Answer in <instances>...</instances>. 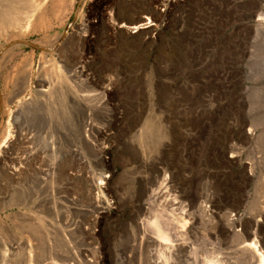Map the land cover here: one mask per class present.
Listing matches in <instances>:
<instances>
[{"label": "rangeland", "instance_id": "obj_1", "mask_svg": "<svg viewBox=\"0 0 264 264\" xmlns=\"http://www.w3.org/2000/svg\"><path fill=\"white\" fill-rule=\"evenodd\" d=\"M36 1L30 24L21 27L22 21L18 22L21 11L31 9L26 2L9 3L14 18L10 29L7 20L2 22L0 141L5 130L15 128L14 117L22 112L28 120L23 119L25 126L37 130L29 141L33 147L29 160H60L57 176L63 180L68 179V167L75 166L81 154L92 160L95 168L112 171L109 190L120 205L98 224L100 243L94 245L100 252L96 253L98 264H130L128 256L135 252H139L135 264H149L154 258L165 263L157 253H150L152 245L135 240L140 234L135 220L142 209L137 205L161 211L159 221L171 241L168 264H207L218 251L233 257L237 264H253L247 257L237 258L236 253L250 233L251 219L255 234L249 238L261 241L264 250V218L258 216L264 201V149L257 146L258 136L264 134V26L259 30L257 26L264 0ZM138 15L152 16L157 31H149L142 46L138 42L121 44L125 27L117 29L120 20L134 23ZM5 53L8 56L2 59ZM81 64L88 67L90 76L77 80L71 76L72 70ZM44 73L46 81L40 82ZM107 76L113 83L101 98ZM20 86L21 93L15 95ZM146 122L153 127H145ZM88 123L91 133L84 131ZM251 126L256 130L247 134ZM148 173L149 178L144 179ZM165 175L178 187L170 194L192 212L193 228L189 224L182 227V222L160 205L152 190L155 185L150 187L152 180L161 181ZM128 176L135 180L130 196L118 197L114 185ZM182 180L185 186L180 189ZM214 184H219L218 194L210 189ZM84 188L82 200L89 210L85 224L89 225L93 202L89 187ZM206 189L212 196L216 193L211 216L200 208L204 197L199 193ZM217 209L225 216L219 227ZM3 211L0 203V242ZM143 223L145 226V219ZM29 224L15 218L7 233L9 240L17 237L24 241L23 234L32 232L26 227ZM81 231L84 236L86 231ZM39 245L33 246L28 260L19 250L17 258L8 263L37 264L33 256ZM66 247L55 245L57 249Z\"/></svg>", "mask_w": 264, "mask_h": 264}, {"label": "built area", "instance_id": "obj_2", "mask_svg": "<svg viewBox=\"0 0 264 264\" xmlns=\"http://www.w3.org/2000/svg\"><path fill=\"white\" fill-rule=\"evenodd\" d=\"M33 1L31 0L32 3ZM127 1L130 3L136 2V0ZM14 2L24 4L25 2L28 3V0H0L1 24L6 20L9 3ZM27 13H31L30 8L21 11L19 22L21 20L22 25H24ZM2 32L3 30L0 28V33ZM47 91L48 88L43 92ZM91 128V123H88L84 131L90 132ZM45 129L48 131V127ZM36 131L32 127L25 125L19 127L18 124H15V128H11L12 137L10 138L14 146L9 149L8 143H5L0 154V203L4 209L1 212L4 228L1 250H4L7 256L20 250L21 246L18 247L15 240L9 241L7 235L15 218H17L18 222L42 224L44 226L42 234L45 238V245H47V247L45 246L46 256L54 260L63 257L68 258V225H80L81 230L87 228L94 235L95 243L99 244V222L112 211H118L120 203L109 190L112 171L103 169V167L95 168L92 165V160L81 154L75 160V166L68 167L66 171L68 179H59L57 169L60 160H39L40 162L25 160V154L28 153L31 156L33 151L29 141ZM21 140H25L23 147H19ZM88 142H91V140H88ZM91 144L94 145L93 142ZM17 157H20L21 160H18ZM86 185L89 187L93 202L89 225L85 224V218H88L86 214L89 212L88 204H84L82 200V194L85 191L83 189H86L84 188ZM162 187L163 183L161 189ZM137 206L146 209L145 206ZM23 237L25 245L29 244L30 248L35 250L33 248V246H37L35 235L27 233L23 234ZM62 238L66 239L64 245L67 244V247L64 249L55 248L56 244H60ZM135 240H139L141 244L146 246H151L150 240L142 233L135 236ZM60 249L61 253H59ZM96 251L100 253L98 247H96ZM135 255V253H132L128 256L130 264H135Z\"/></svg>", "mask_w": 264, "mask_h": 264}, {"label": "bare ground", "instance_id": "obj_3", "mask_svg": "<svg viewBox=\"0 0 264 264\" xmlns=\"http://www.w3.org/2000/svg\"><path fill=\"white\" fill-rule=\"evenodd\" d=\"M163 1V0H162ZM165 1V0H164ZM139 2H142V0H136L135 3H139ZM28 3L30 4L31 6V13L26 15V20L24 22V25H22L21 27H24L28 24H30L29 20H30V17L35 13V10L37 9V6H38V2L36 0L33 1V3L31 2V0H28ZM171 3V2H169ZM25 4V3H24ZM168 4V3H167ZM247 5V4H246ZM21 6V5H20ZM170 6V5H169ZM250 7H254V3L251 2V5L249 4ZM248 8V7H247ZM245 9V8H244ZM249 10V9H248ZM247 10V11H248ZM253 11V10H252ZM251 11V12H252ZM38 12V11H37ZM159 13V12H158ZM255 13V12H254ZM14 16V15H13ZM139 16V15H138ZM155 16V14L153 15ZM258 18H257V21H259L258 23V30L259 29H263V26H264V12H258L257 14ZM150 17L152 16H139L137 17L138 20L134 23H132L131 25H126V24H123V23H119L118 24V27L117 29L120 30V28H124L125 27V35L123 38H121V40H119V42L126 46L128 45H134V43H137L142 46L144 45L147 41H148V38H147V34L149 31H157V27H156V24L155 22L153 21V19H151ZM156 17V16H155ZM225 17V16H224ZM157 18V17H156ZM12 19H14L12 17V15L10 14V11H8L7 15H6V20H7V27L8 29H10V21H12ZM231 19V17H230ZM29 21V22H28ZM32 21V20H31ZM19 22V21H18ZM154 22V23H153ZM118 23V22H117ZM20 24V23H19ZM18 24V25H19ZM148 24H151V25H148ZM263 24V25H262ZM117 25V24H116ZM13 26V25H12ZM81 26V25H80ZM87 26V25H86ZM152 26H155L152 28ZM0 28H2L3 30V27H2V24L0 23ZM14 28V27H13ZM12 29V28H11ZM79 29L81 30H84L86 31V28H83V27H79ZM84 31V33H85ZM116 31V30H115ZM255 31V30H254ZM82 32V31H81ZM119 32V31H118ZM79 35H81V33H77ZM122 34V33H121ZM83 37V36H82ZM240 40V39H239ZM18 44V43H16ZM241 44V43H240ZM10 46V45H9ZM122 46V45H121ZM240 46V45H239ZM235 50V48H234ZM237 51V50H236ZM241 51V50H240ZM232 52L234 53V51L232 50ZM231 52V53H232ZM2 53V52H1ZM8 53V52H7ZM236 53V52H235ZM234 53V54H235ZM240 53V52H239ZM233 54V55H234ZM237 54V53H236ZM238 55V54H237ZM8 56V54H3L2 55V59H6V57ZM84 56V55H83ZM235 56V55H234ZM81 57V56H80ZM237 57V56H236ZM235 57V58H236ZM43 58V57H42ZM47 58V57H45ZM89 58V57H88ZM234 57H232L230 60H232ZM8 59V58H7ZM49 59V58H48ZM6 61V60H5ZM4 61V62H5ZM41 61V60H40ZM46 61V60H45ZM63 61V60H62ZM82 62L85 61V60H81ZM90 61V60H89ZM88 62V61H87ZM47 63V62H46ZM45 63V64H46ZM81 63V62H80ZM1 65V64H0ZM45 68L46 65H43ZM27 68V67H26ZM42 68V67H41ZM88 68V67H87ZM87 68L84 64H81L80 66L74 68L72 71V75L75 79H80L82 77H84V79H87L88 77V71H87ZM46 70V69H45ZM44 70V71H45ZM67 71L70 70V68L66 69ZM71 72V71H70ZM47 76V75H46ZM45 76V73L44 74H41L39 77H41V79L39 80L40 82L45 80L47 77ZM69 76V75H68ZM90 76V75H89ZM106 78L107 80V84L104 85V87L102 88L103 91L101 92L100 96L101 98L104 97V92L111 89L109 88L108 86L111 85L113 83V79L111 76H107V77H104ZM159 78V77H158ZM46 81V80H45ZM44 82V81H43ZM115 82V81H114ZM22 86V84H21ZM18 88L15 95H19L22 90V88ZM24 88V87H23ZM38 90H41V91H45L46 89H43V88H39ZM14 92V91H13ZM110 92V91H109ZM150 94V93H149ZM216 94V93H215ZM99 96V97H100ZM18 98V97H17ZM86 98V97H85ZM29 107V106H28ZM19 108V107H18ZM19 112V110H17ZM21 111V110H20ZM22 112H20L18 115L14 114V118H15V123L19 125V127H21V125H25V121L27 120L26 116H23L22 117ZM235 114V113H234ZM29 115V114H28ZM48 115V113H47ZM10 117V116H9ZM29 117V116H28ZM24 118L25 121L23 120ZM13 119V118H11ZM14 121V120H13ZM28 121V120H27ZM35 121V120H34ZM10 122V125H11V121ZM7 122V123H9ZM238 122V121H236ZM254 122V121H253ZM32 123V122H31ZM229 124V123H228ZM8 124V126H10ZM231 125V124H230ZM6 126V128L8 127ZM149 126H152L153 127V124H150L149 125V122L145 123V127H149ZM240 127L243 126V124H240L239 125ZM232 128V127H231ZM229 128V129H231ZM10 130V129H9ZM9 130H5V133L3 135V138L2 140L0 141V148L2 146L5 145V143H8V148L9 149H12L14 144L12 141H10V138L12 137L11 135V130H10V133H9ZM57 130V128L55 127V131ZM232 130V129H231ZM256 130V127L255 126H251L248 130V133L247 134H252L254 131ZM234 131V130H233ZM106 132V131H105ZM229 133V132H227ZM240 134L244 135V133H242V131L240 130ZM249 136L246 135V138H248ZM142 138V137H141ZM144 140V139H143ZM140 141V140H139ZM144 143V142H143ZM138 144V143H137ZM146 144V143H145ZM11 145V146H10ZM136 145V144H135ZM140 145V144H139ZM7 146V145H6ZM257 146L260 147L259 149H264V134H261L258 136L257 138ZM55 147H52V149H54ZM58 149V148H57ZM92 149V148H91ZM63 150V149H62ZM100 151V150H99ZM135 152V151H134ZM60 153V152H59ZM96 154V153H95ZM142 155V154H141ZM30 154L26 153L25 154V160H29ZM143 156V155H142ZM133 157V156H131ZM135 157V156H134ZM133 157V158H134ZM122 158V157H121ZM18 160H21L20 157H17ZM130 161V160H129ZM154 162H156L155 160H153ZM99 162V161H98ZM114 162V161H113ZM263 162V167H262V176H261V179H264V160H262ZM136 172V169L135 171H133V174ZM143 173H145V171H143ZM142 173V174H143ZM122 175V174H121ZM124 177V176H123ZM144 179L146 178H149V173L148 174H144ZM135 178H138L137 176ZM153 178V177H152ZM172 178V177H171ZM124 179V178H123ZM123 179H119L117 181V183L114 185V190H115V193L116 194H119L118 197L122 196V195H126L127 196H130L128 192L130 189H132L133 185L135 184V180H134V177H131V176H128V179L126 177V179H124V182H122ZM117 180V179H116ZM159 180V179H158ZM84 183L85 181L82 180ZM140 181V180H139ZM211 181V180H210ZM160 182V184H158ZM212 182V181H211ZM113 183V182H112ZM163 183V187L161 189V185ZM217 183V182H216ZM215 183V184H216ZM179 188L180 189H183V186H185V183L184 181L182 180L180 183ZM212 185L210 186V189L215 190L216 193L217 192H220V187H219V184L217 185ZM154 186L155 185V188H153V192H155L157 195H158V201L160 202V205L162 204L163 206H165V208L167 209V212H169L171 215L174 216V219L175 220H179L178 222H182L181 223V226L184 227L186 226L187 224H189L188 226L190 228H193V224H194V216H192V212H189V208H187V206L183 203L182 200H179L177 197H173V195L170 194V191L172 189H176L178 188L176 185H175V182L171 181V179H169V176L165 175V177L160 181H156V180H152L150 182V187L151 186ZM159 189V190H158ZM197 189V188H196ZM148 190V189H147ZM192 190V189H191ZM220 190V191H219ZM149 191V190H148ZM210 190L206 189L205 193L204 192H200L199 193V196L200 197H204V201L202 200V204L200 206L201 210H202V213L205 214V215H212L213 211L215 212V209H214V203L217 202L215 201V192H212L214 193L213 196L211 195V193L209 192ZM179 192V191H178ZM177 192V193H178ZM198 192V191H197ZM191 193V192H190ZM122 194V195H121ZM192 194V193H191ZM218 194V193H217ZM221 194V193H220ZM150 195V194H149ZM132 196H134L132 194ZM189 197V196H188ZM191 197V196H190ZM129 198V197H128ZM127 198V199H128ZM193 198V197H192ZM121 199V198H120ZM125 199V198H124ZM217 200V199H216ZM215 201V202H214ZM124 202V201H123ZM127 202V201H126ZM90 203V202H89ZM125 203V202H124ZM128 203H126L127 205ZM132 205V204H131ZM130 206V201H129V205ZM219 207V205H218ZM217 207V208H218ZM134 208V207H133ZM218 210V211H217ZM216 210V216L218 217V220L217 221V224H218V227H219V224L223 221H225V216L224 214H220L221 212L219 211V209ZM160 211V210H159ZM161 212V211H160ZM156 210H152V211H149V210H145V209H141V212L138 214L137 216V219L135 220V223H136V227L138 229V231L140 233H142L143 235H146L147 238L150 240V245H152V248L150 249V253L152 254H158L160 259H163L165 261L164 264H168L169 262V249H170V244H171V241L169 239V236L167 234H165L161 224H160V216L162 215V213H160ZM200 212V211H199ZM210 212V213H209ZM144 214H147L146 217L144 218L145 219V226H144V219L142 220V216ZM214 214V213H213ZM168 215V214H167ZM190 217V219H192V221H189L188 219H186L185 217ZM258 216L264 218V201L262 202V206L258 212ZM259 217V218H260ZM194 220V221H193ZM215 222V221H214ZM34 223V222H33ZM214 224V223H213ZM216 224V223H215ZM237 224V223H236ZM249 227H250V233L248 234L247 238L245 239H242V241L240 242L241 243V251L237 252L236 255H237V258L240 257L241 259H245L246 257L251 259L253 261V264H264V250L260 244V242L257 240L256 237H253V238H249L250 235L252 234H255L254 233V230L252 229V226L254 224L253 220L251 219L249 222ZM213 226V225H212ZM217 226V225H216ZM26 227H28L30 229V231L32 232H28V234H32V235H35L37 240L36 243H40V245L36 248V252L38 251L37 255L36 256H33L36 260H38L40 262V264H98V255L96 254L97 251H96V247L94 246L95 245V239H94V235L92 234L91 231H89L87 228H86V232H85V235L82 236L81 234V226L80 225H75V224H70L68 225V258L66 257H63L61 259L58 258V261H56V259H50L48 256H46V253H47V250L46 248L43 246L45 244V238L43 237V225L42 224H29L27 225ZM19 229V227L17 228ZM148 230L150 232H148ZM119 232V231H118ZM226 232V231H225ZM224 232V233H225ZM127 233V232H126ZM67 234V233H65ZM117 234V233H116ZM81 235V236H80ZM120 236V235H119ZM127 236H128V233H127ZM118 237V236H117ZM12 238V237H11ZM133 239V238H132ZM131 239V240H132ZM16 241V243L18 244V247H20V250L21 252L23 253L24 258H26L28 260V258L31 256L30 252H32V249L30 248V245L26 244L22 245V240L20 238H15L14 239ZM66 239L65 238H62V240H60V244L62 242V244L64 245V241ZM130 240V241H131ZM10 241V240H9ZM108 241V240H107ZM136 242V241H135ZM126 243V242H125ZM1 244V242H0ZM128 244V243H127ZM129 245V244H128ZM23 246V247H22ZM135 246V245H134ZM176 246V245H175ZM133 247V246H132ZM131 247V248H132ZM137 247V246H136ZM128 248L130 249V246H128ZM134 248V247H133ZM139 248V247H137ZM217 250V249H216ZM34 251V250H33ZM134 251V249H133ZM35 252V253H36ZM218 255L215 256V259L212 260V261H209L207 264H237L236 261H233L231 260V258L233 257H229V256H222L221 255V252L218 251ZM136 253H139V252H135ZM167 255L166 257L164 256L165 254ZM14 254V255H13ZM152 254L150 256H152ZM18 255V252H16V254L13 252L12 253V256L9 257V255L7 256L4 252V250L2 251L1 248H0V264H9L8 261L9 259L10 260H15L14 258ZM65 255V254H63ZM140 257V256H139ZM156 257V256H155ZM17 258V257H16ZM151 259V257H150ZM59 260L62 262L60 263ZM64 261V262H63ZM128 261V260H127ZM162 261V260H161ZM10 262V261H9ZM34 262V261H33ZM39 262L37 264H39ZM18 263V262H17ZM144 263V262H143ZM160 260L159 261H156L155 258L153 260V262H150L149 264H160ZM182 263V262H181ZM15 264V263H14ZM31 264H34V263H31ZM147 264V263H145ZM206 264V262H205Z\"/></svg>", "mask_w": 264, "mask_h": 264}, {"label": "water", "instance_id": "obj_4", "mask_svg": "<svg viewBox=\"0 0 264 264\" xmlns=\"http://www.w3.org/2000/svg\"><path fill=\"white\" fill-rule=\"evenodd\" d=\"M119 23H123V24H127V25H131V23H133L132 21H128V20H120ZM18 43H23L29 47H32L34 49H41L40 47L36 46L35 44L33 43H30V42H25V41H20Z\"/></svg>", "mask_w": 264, "mask_h": 264}]
</instances>
